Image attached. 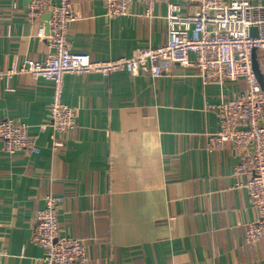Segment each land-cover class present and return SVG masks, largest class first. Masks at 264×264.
Here are the masks:
<instances>
[{
	"label": "crops",
	"instance_id": "0c3cea01",
	"mask_svg": "<svg viewBox=\"0 0 264 264\" xmlns=\"http://www.w3.org/2000/svg\"><path fill=\"white\" fill-rule=\"evenodd\" d=\"M71 1L73 52L110 59L166 40L167 0H156L152 14L134 1L121 15L107 14L104 0ZM170 1L184 14L198 11L189 0ZM29 2L0 0V68L49 52L46 12L31 22ZM256 53L264 75V49ZM244 86L242 79L204 82L181 64L156 77L123 69L67 73L62 100L76 109L77 124L54 150L43 125L52 81L27 73L0 78V119L27 124L38 147L8 152L0 141L1 264H47L31 234L48 195L64 198L60 232L86 245V261L73 264H264V237L244 240L256 210L241 184L247 174L234 173L241 156L231 144H207L218 129L217 105Z\"/></svg>",
	"mask_w": 264,
	"mask_h": 264
},
{
	"label": "built area",
	"instance_id": "2783aa9c",
	"mask_svg": "<svg viewBox=\"0 0 264 264\" xmlns=\"http://www.w3.org/2000/svg\"><path fill=\"white\" fill-rule=\"evenodd\" d=\"M134 1L142 2L145 13L152 14L156 0H104L105 12L125 14ZM189 1L197 6V13L184 14L179 3L167 0V34L162 44L141 47L132 56L100 59L71 50L67 33L76 17L71 0H30L27 17L31 22L38 21L45 12L50 13L46 19L49 30L44 35L49 52L43 60L15 59L9 67L0 68V78L27 73L52 81L50 116L43 125L51 128L54 150L65 144L60 134L77 124L76 109L62 100L67 73L109 75L123 69L156 77L171 65L181 64L195 68L204 82L224 84L242 79L244 88L217 105L218 129L209 135L207 144L210 148L231 144L241 156L234 173L247 174L241 184L256 210L254 218L245 225L244 240L255 244L264 237V91L252 69V51L264 49V5L252 0ZM251 26L258 28L256 35L250 34ZM0 141L8 152H38L28 125L14 118L0 119ZM63 199L60 195H48L33 218L31 238L44 249L43 260L47 264H73L87 259L84 240L60 232L57 215ZM6 254L0 248V264Z\"/></svg>",
	"mask_w": 264,
	"mask_h": 264
},
{
	"label": "water",
	"instance_id": "95a60500",
	"mask_svg": "<svg viewBox=\"0 0 264 264\" xmlns=\"http://www.w3.org/2000/svg\"><path fill=\"white\" fill-rule=\"evenodd\" d=\"M50 16L49 12H46L42 18L45 20V26H46V33L48 32L49 28H48V22L46 21V19ZM258 31V28L256 26H251L249 28V32L252 35H256ZM252 69L255 73V76L258 80V83L261 87V89L264 91V75L261 71L260 65H259V61L257 59V53H256V49H253L252 51Z\"/></svg>",
	"mask_w": 264,
	"mask_h": 264
}]
</instances>
